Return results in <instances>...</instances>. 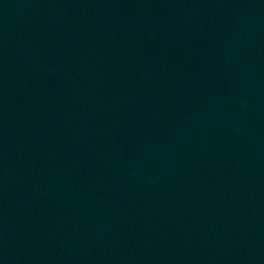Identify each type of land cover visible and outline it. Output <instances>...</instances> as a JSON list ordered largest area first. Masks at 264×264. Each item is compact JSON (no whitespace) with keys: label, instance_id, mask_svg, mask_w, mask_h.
<instances>
[{"label":"water","instance_id":"1","mask_svg":"<svg viewBox=\"0 0 264 264\" xmlns=\"http://www.w3.org/2000/svg\"><path fill=\"white\" fill-rule=\"evenodd\" d=\"M0 264H264V0H0Z\"/></svg>","mask_w":264,"mask_h":264}]
</instances>
